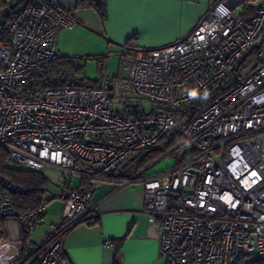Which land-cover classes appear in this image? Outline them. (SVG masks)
Listing matches in <instances>:
<instances>
[{"label":"built area","instance_id":"2783aa9c","mask_svg":"<svg viewBox=\"0 0 264 264\" xmlns=\"http://www.w3.org/2000/svg\"><path fill=\"white\" fill-rule=\"evenodd\" d=\"M9 16L0 146L23 168L53 166L85 179L63 194L40 264H69L62 237L78 221L96 220L93 191L106 181L143 184L166 264L264 259V0H211L182 39L124 53L115 75L99 62L97 82L73 85L50 74L58 33L73 19L46 0H5L0 22ZM172 141V167L135 169ZM13 190L25 188L0 174V264L23 257L21 226L15 235L11 222L31 234L49 202L18 214Z\"/></svg>","mask_w":264,"mask_h":264},{"label":"crops","instance_id":"0c3cea01","mask_svg":"<svg viewBox=\"0 0 264 264\" xmlns=\"http://www.w3.org/2000/svg\"><path fill=\"white\" fill-rule=\"evenodd\" d=\"M46 1L71 13L74 25L58 33L57 47L59 56L71 59L83 72L87 60H94L99 66L98 57L107 56L108 71L110 54L117 53L121 60L122 55L132 48L161 47L182 39L196 27L211 0H107L105 19L93 8H78V0ZM119 65L112 75L118 73ZM77 77L83 76L78 74ZM84 77L87 76L84 74ZM87 78L89 83L98 79ZM49 170L57 172L60 178L57 192L52 191L48 197L51 181L46 171ZM40 171L49 178L45 194L49 202L40 218L48 220V227L40 244L33 248L28 246L36 254H39V247L45 243L51 227L63 215V194L69 187L85 182L83 177H68L53 166ZM144 199L141 182L106 181L95 188L92 202L99 211L96 220H80L62 237L68 263L166 264L160 251L158 229L150 227L149 216L144 211ZM19 228L18 221L11 222L15 235ZM106 240L115 242L116 247H105Z\"/></svg>","mask_w":264,"mask_h":264},{"label":"trees","instance_id":"16d2710c","mask_svg":"<svg viewBox=\"0 0 264 264\" xmlns=\"http://www.w3.org/2000/svg\"><path fill=\"white\" fill-rule=\"evenodd\" d=\"M5 0H0V5H2ZM78 8H93L98 12L102 19H105L108 15L107 0H78ZM66 14L71 17V13L63 10ZM10 20L11 17H7L6 21L0 22V43L9 44L10 42ZM137 48H132L135 50ZM107 56L98 57L99 62H103L106 70L107 66ZM63 59V60H61ZM66 61V62H65ZM82 71V68H77L73 64V61L68 60L65 57H58V65L54 66L50 70L51 75H58L59 77L64 76L65 80L62 81L63 84H85L87 82V77H77V75ZM61 81V80H60ZM97 82V81H95ZM174 145V142L168 143L165 147L157 148L148 153V155L142 159L136 166V170H140L143 167H146L151 162H154L159 157H161L165 152H167L171 146ZM0 174L4 177H7L16 185H20L25 188L24 192L13 190L12 196L14 199L15 207L17 213H23L29 210H33L40 206L45 198L46 188L49 182V178L43 171L32 170L17 166L12 162L8 150L0 146ZM15 219L17 217H14ZM22 229V236L24 239L23 252L27 251L29 237L26 227L20 225ZM36 252L31 254L30 257L25 255L21 258V262L25 260L33 259ZM26 261V262H27ZM40 258H37L33 264H40ZM239 264H264V259L260 256L253 255L244 257Z\"/></svg>","mask_w":264,"mask_h":264},{"label":"rangeland","instance_id":"374dc122","mask_svg":"<svg viewBox=\"0 0 264 264\" xmlns=\"http://www.w3.org/2000/svg\"><path fill=\"white\" fill-rule=\"evenodd\" d=\"M111 58L109 61V67H108V72L110 74L115 73L117 71L118 65L120 63V56L117 53H113L110 54ZM85 72V73H84ZM81 76L84 77V74L89 77L90 79H96L98 76V66L96 61L94 60H87L86 65H85V71H81L79 73ZM15 165L20 166L18 163L12 161ZM175 164V155H170V154H166V152L159 157L157 160H155L154 162H151L149 165V170H148V174L151 173H156V172H161V171H165L167 169H169L170 167H172ZM47 175L50 177V181H51V189L48 192L47 196H51V192H57V182L60 178V175L57 172L54 171H46ZM62 219V216L60 217V219L57 221V223H59ZM48 220L47 219H39L38 223L36 224L35 228H34V232L30 235L29 237V242H30V247L33 248L35 245L40 244L43 241L45 232H46V228L48 227ZM56 223V224H57ZM55 224V225H56ZM54 225L51 227V231L53 230ZM28 254V255H27ZM28 256L30 257L31 255L28 253V250L23 252V256ZM26 256V257H27ZM40 258L39 256H37V254L35 255V257H33V259H29L28 261L25 260L24 262H21V264H33V262L37 259ZM27 261V262H26ZM19 263V262H18Z\"/></svg>","mask_w":264,"mask_h":264}]
</instances>
